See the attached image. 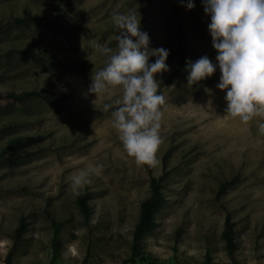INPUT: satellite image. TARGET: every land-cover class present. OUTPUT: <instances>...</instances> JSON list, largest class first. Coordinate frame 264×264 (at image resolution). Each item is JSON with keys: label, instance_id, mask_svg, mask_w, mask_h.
Wrapping results in <instances>:
<instances>
[{"label": "rangeland", "instance_id": "374dc122", "mask_svg": "<svg viewBox=\"0 0 264 264\" xmlns=\"http://www.w3.org/2000/svg\"><path fill=\"white\" fill-rule=\"evenodd\" d=\"M0 0V264H122L139 203L163 177L141 242L158 264H264V0ZM87 194L88 213L76 205ZM135 264H143L140 261Z\"/></svg>", "mask_w": 264, "mask_h": 264}, {"label": "trees", "instance_id": "16d2710c", "mask_svg": "<svg viewBox=\"0 0 264 264\" xmlns=\"http://www.w3.org/2000/svg\"><path fill=\"white\" fill-rule=\"evenodd\" d=\"M182 4V0H176L172 5V18L174 21V49L168 54V57L181 56L184 42V30L183 21L179 14V8ZM26 23L22 18H5L0 20V33L6 32L11 28H16ZM41 93L37 90L30 89L27 91H15L0 89V106L3 105H23L25 101L30 98H41ZM163 177L160 176L157 179H152L149 182V195L145 197L139 203V213L137 222L134 225L132 246L130 255L127 259L122 261V264H135L140 261L143 264H158V259L146 252L143 248L141 238L155 227V220L153 215L156 214L165 204L164 194L162 192ZM89 195H78L76 198V205L79 212L86 216L89 209L87 202ZM232 226L229 218L225 219L224 226L221 232V237L224 242L225 253L227 256L226 263H217L209 255H205L204 258L197 263L189 260H176L175 264H240L236 255V246L234 244V236L232 234ZM27 230V224L25 219L20 218L19 223L12 234V246L8 251L5 264H11L13 256L16 252L17 246L20 243L24 233Z\"/></svg>", "mask_w": 264, "mask_h": 264}]
</instances>
